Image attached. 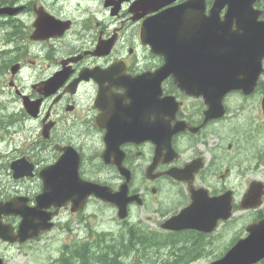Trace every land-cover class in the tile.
I'll return each instance as SVG.
<instances>
[{
    "label": "flooded vegetation",
    "instance_id": "flooded-vegetation-1",
    "mask_svg": "<svg viewBox=\"0 0 264 264\" xmlns=\"http://www.w3.org/2000/svg\"><path fill=\"white\" fill-rule=\"evenodd\" d=\"M70 1L72 9L69 0H11L7 6L20 10L0 25L5 33L0 51V203L18 199L34 207L44 190L45 171L55 166L57 185L63 181L67 186L73 175L113 193L126 186L132 198L128 220L138 218L143 208L151 213L147 219L156 214L164 222L190 205L193 193L204 196L205 191L214 200L230 193L229 220L219 222L211 234L184 233L208 238L238 219L245 223L240 232L246 237L247 227L264 218V74L254 92L227 93L215 112V85L203 82V65L191 64L196 70H185L181 82L170 74L156 86L154 75L166 59L141 39L145 20L188 0L145 16L136 10L139 0ZM214 3L204 0L207 15ZM253 9L260 12L257 23L262 24L264 0ZM227 10L222 8L219 20ZM40 15L46 19L40 26L51 36L35 39ZM209 57L185 55L191 60ZM146 78L153 85H141ZM15 167L32 175L15 178ZM248 194L252 199L245 205L259 201L257 207L242 208ZM93 201L117 210L91 196L78 211L72 201H61L47 210L54 214L52 231L71 221L86 227ZM20 221L18 216L3 218L16 229Z\"/></svg>",
    "mask_w": 264,
    "mask_h": 264
},
{
    "label": "water",
    "instance_id": "water-1",
    "mask_svg": "<svg viewBox=\"0 0 264 264\" xmlns=\"http://www.w3.org/2000/svg\"><path fill=\"white\" fill-rule=\"evenodd\" d=\"M175 1L139 0L136 10H141L142 16H145ZM256 1L258 0H216L207 15L204 0H188L145 20L141 29L142 42L151 46L154 53H160L166 59L165 66L154 75L155 85L160 86L170 74H173L176 80L183 81L187 77L184 71L196 70V67L190 65L198 63V65H203V70L206 72L202 77L203 82L215 85V112L219 108L222 109L221 101L227 93L242 90L248 95L254 92L260 76L264 74V22L257 23L260 12L253 9ZM224 6H227L228 10L224 20L221 21L219 14ZM18 11L19 9L12 7H1L0 15L12 16ZM139 18L140 16L137 17ZM41 19L43 18H40L36 24V32L33 36L35 39L43 38L40 36L47 31L40 27V25H45ZM49 25L59 24L50 22ZM233 25L236 29H233ZM193 27L198 30V33L187 36L184 33L185 29ZM202 54L209 55V59L185 58V55ZM210 73L213 77L212 75L207 76ZM213 78L214 82H212ZM54 81L52 79L49 84ZM180 82L177 84L181 87ZM140 84L153 85L148 78L140 81ZM99 102L98 99L97 103ZM211 102L208 101L210 106ZM30 106L31 104L27 102L26 107L29 109ZM160 160L159 155L157 162ZM117 164L120 166V163ZM15 165L19 166V163ZM59 167L62 169V166ZM30 171L21 172L20 168L15 167L14 176L15 178L31 176ZM54 173H57L55 166L45 171L44 190L37 196L34 207L28 206L26 200L18 199L0 203V240L13 244H24L29 240H35L43 232L53 229L51 221L54 214L49 213L48 209L52 206H61V201L66 203L70 200L73 203V210L78 211L83 208L90 196L114 205L118 210L120 220L128 218V205L132 198L127 197L126 186L119 192L113 193L109 187L84 182L77 177L74 179L73 175H69L67 186L63 184V181L57 185L53 178ZM168 174L180 180L178 173L171 171ZM201 193L202 191L193 193L191 204L166 220L161 228L173 232L194 230L209 234L217 228L220 221H227L231 218L233 207L230 193L215 197V200L206 197L205 191L204 196ZM250 197L252 199L251 194H248L244 200L243 209L255 208L259 205V201L254 205H245V201H248ZM8 216L21 218L17 229L3 222V218ZM246 230L248 235L245 238L238 240L221 258L209 264H258L262 262L264 260V219L249 225ZM0 264L12 263L5 262L0 257Z\"/></svg>",
    "mask_w": 264,
    "mask_h": 264
},
{
    "label": "rangeland",
    "instance_id": "rangeland-1",
    "mask_svg": "<svg viewBox=\"0 0 264 264\" xmlns=\"http://www.w3.org/2000/svg\"><path fill=\"white\" fill-rule=\"evenodd\" d=\"M69 0L67 7L72 9L73 6ZM5 33L0 29V51L4 50V43L2 41ZM3 99V97H1ZM142 212V216H141ZM90 217L88 218L86 227L79 226L70 222V227L63 225L58 226L50 233H46L40 240L35 242H28L23 245L6 244L0 241V256L12 264H56V260L62 255L64 246L72 244L75 241L91 240L97 233H108L114 236H119L120 233H126L130 226H138L151 234L152 232L159 234L161 232L160 224L163 222L159 215H152L147 210L139 209V217L120 221L117 217V211L100 202L93 201L89 207ZM147 217V218H146ZM245 223L242 220L235 219L232 223L226 224L215 231V234L206 238L207 252L196 262L192 264H209L224 254L229 249L236 238H242L241 229ZM226 227H230V232ZM168 250L161 247H146L138 253H134L127 259V264H154V262L161 259H168ZM136 255V256H135ZM264 264V263H261Z\"/></svg>",
    "mask_w": 264,
    "mask_h": 264
},
{
    "label": "trees",
    "instance_id": "trees-1",
    "mask_svg": "<svg viewBox=\"0 0 264 264\" xmlns=\"http://www.w3.org/2000/svg\"><path fill=\"white\" fill-rule=\"evenodd\" d=\"M11 0H0V7ZM0 19V25H4ZM130 226L126 233L114 236L97 233L89 242H75L63 248L56 264H127V259L146 247H161L169 252L168 259H161L154 264H190L205 254V236L195 233L152 232ZM237 238L234 240V242Z\"/></svg>",
    "mask_w": 264,
    "mask_h": 264
},
{
    "label": "bare ground",
    "instance_id": "bare-ground-1",
    "mask_svg": "<svg viewBox=\"0 0 264 264\" xmlns=\"http://www.w3.org/2000/svg\"><path fill=\"white\" fill-rule=\"evenodd\" d=\"M136 256V255H135Z\"/></svg>",
    "mask_w": 264,
    "mask_h": 264
}]
</instances>
